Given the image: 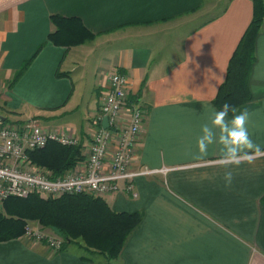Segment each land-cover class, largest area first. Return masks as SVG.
<instances>
[{"label":"crops","instance_id":"obj_1","mask_svg":"<svg viewBox=\"0 0 264 264\" xmlns=\"http://www.w3.org/2000/svg\"><path fill=\"white\" fill-rule=\"evenodd\" d=\"M203 5L204 0H0V102L6 111L22 121H49L48 128L73 134L84 145L106 125L95 120L113 71L129 76L130 100L147 109L134 168L155 172L136 177L137 197L125 191L103 197L116 211L143 215L113 264H264V158L233 166L226 187L224 169L216 164L218 146H210L206 156L196 146L201 126L211 127L212 110L219 109L214 99L254 4L225 0L214 16L178 34L201 19ZM52 14L80 17L96 38L74 47L48 42L55 30ZM94 43L113 55L99 56L88 71L80 56ZM255 51L253 97L236 114L249 113V133L264 148V23ZM90 73L98 109L82 102ZM80 110L87 111L78 118ZM61 119L63 124L51 122ZM84 257L68 246L52 252L25 236L0 242V264H95Z\"/></svg>","mask_w":264,"mask_h":264},{"label":"built area","instance_id":"obj_2","mask_svg":"<svg viewBox=\"0 0 264 264\" xmlns=\"http://www.w3.org/2000/svg\"><path fill=\"white\" fill-rule=\"evenodd\" d=\"M130 78L120 71L108 76L96 122L100 125L84 145L75 135L42 126L31 118L7 122L0 116V208L10 197H60L65 194H90L104 197L119 191L137 197L134 181L155 170L135 169L137 150L144 130L147 109L140 101H131ZM50 143L83 146L85 158L60 176L30 159V151ZM25 237L45 241L52 252L61 251L63 239L41 227L28 224Z\"/></svg>","mask_w":264,"mask_h":264},{"label":"trees","instance_id":"obj_3","mask_svg":"<svg viewBox=\"0 0 264 264\" xmlns=\"http://www.w3.org/2000/svg\"><path fill=\"white\" fill-rule=\"evenodd\" d=\"M253 4V19L229 61L226 78L214 99L218 108L227 102L237 111L252 100L249 80L256 61L257 36L264 23V0H253ZM51 21L55 30L47 39L57 46H79L96 38V34L80 17L52 14ZM31 60L16 72L14 81L25 73ZM83 151L82 145L50 143L29 154L33 162L50 169L54 176H60L85 158ZM142 219L141 212L116 211L103 197L90 194L10 197L0 208V242L25 236L29 222L38 221L46 230L50 229L61 236V250L69 244L80 243L88 253L100 254L113 261L120 256ZM84 258L91 259L88 256Z\"/></svg>","mask_w":264,"mask_h":264},{"label":"clouds","instance_id":"obj_4","mask_svg":"<svg viewBox=\"0 0 264 264\" xmlns=\"http://www.w3.org/2000/svg\"><path fill=\"white\" fill-rule=\"evenodd\" d=\"M255 91L253 87V92ZM248 121L247 111L236 114L235 106L225 102L219 109L212 110L211 127L208 123L201 126V135L196 142L198 153L200 156H206L210 146H218L219 156L216 164L224 169L223 180L226 187L232 184L233 166L251 164L256 158H264V148L252 139ZM213 129L218 130V136Z\"/></svg>","mask_w":264,"mask_h":264},{"label":"rangeland","instance_id":"obj_5","mask_svg":"<svg viewBox=\"0 0 264 264\" xmlns=\"http://www.w3.org/2000/svg\"><path fill=\"white\" fill-rule=\"evenodd\" d=\"M224 3H225V0H204V5L201 8L200 13L197 14L198 16L201 15L200 16L201 19H199V20H197V21H195V22H193L191 24L190 23L187 24L188 27H184V28L182 27L181 29H179L177 31V33L179 34L180 31L181 32H185L186 30L183 31L182 29L191 28L193 26H196L201 20L204 21V20H207V19L211 18L212 16H214L216 14V12H217L218 9L220 10L224 6ZM213 9H215L216 11L213 12L212 11ZM191 17L193 18V17H196V16H193L192 15ZM90 45H91V47H89V48L88 47L83 48L85 52H83L81 54V56H80V59L82 60V64L83 65L86 64L87 67L89 68L88 71H90V69H92L93 65H95V63L98 61L99 56H102L104 54L106 57H108L110 54H112V51H107V49H106L105 52L101 53L102 51L97 49L98 46L95 43L94 44H90ZM102 48H110L112 50L113 45L112 46H103ZM105 64H108V63L105 62ZM80 70H82V69H80ZM83 70H85L84 72H86V68L83 69ZM88 78H89V80L86 82V84H87L86 85V88L83 91V99H82V102L86 104V107H87V104L90 103L91 104V108H94V109L97 108L98 109V106L97 105H98L99 99L96 97V92L95 91L92 93V88H93L92 82H93V78H92V74L91 73H90V76ZM85 111H87V110H85ZM85 111H84V113H85ZM75 112H76L77 115L80 116L78 118H81L83 116V115L81 116V114H84L83 113V110L75 111ZM0 116H5L7 118V122H23L20 119L21 117H19L18 115L14 114L12 112L6 111L4 109V107H3V105L1 104V102H0ZM24 121H26V120H24ZM51 122H52V124H63V120L62 119L61 120H57V121H51ZM77 123H78V120H77ZM41 124L45 127V126H47L49 124V121L42 122ZM46 128H48V126ZM29 223L32 224L34 227H41L42 229L46 230L45 228H43L39 224L38 221H30ZM47 231L50 232V233H55L54 231H52L50 229H47ZM33 242L41 243L39 241H33ZM81 246L82 245L80 243H73V244H69L68 245V247H70V248H75L78 251H80V250L83 251V253L86 256H88L89 258H91L92 260H94L95 264H110V263L113 264L114 263L113 261H109L107 258H103L104 256L101 257L99 255H95V254L88 253Z\"/></svg>","mask_w":264,"mask_h":264}]
</instances>
